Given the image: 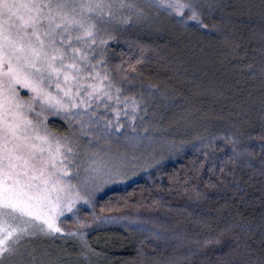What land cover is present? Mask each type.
I'll list each match as a JSON object with an SVG mask.
<instances>
[{"label":"trees","instance_id":"trees-1","mask_svg":"<svg viewBox=\"0 0 264 264\" xmlns=\"http://www.w3.org/2000/svg\"><path fill=\"white\" fill-rule=\"evenodd\" d=\"M177 1L183 15L157 13L151 27L115 43L111 62L148 82H173L203 105L210 95L211 115L235 138L99 198L97 215L143 211L155 226L97 228L87 247L97 264H264V0ZM196 79L206 87L192 95L183 83Z\"/></svg>","mask_w":264,"mask_h":264},{"label":"rangeland","instance_id":"rangeland-1","mask_svg":"<svg viewBox=\"0 0 264 264\" xmlns=\"http://www.w3.org/2000/svg\"><path fill=\"white\" fill-rule=\"evenodd\" d=\"M106 2L133 6L113 7L111 14L105 9L102 18L93 19L97 42L81 45V51L95 66L92 79L87 83L96 84L108 95L94 94L96 98H93L80 89V99L87 103L81 102L71 111L45 104L39 118L43 120L41 134L48 140L44 147L56 156L59 172L68 173L62 176V183L66 189L77 190L81 199L73 204L71 212L65 211L55 218L61 233L45 234L41 231L40 221L29 225L30 235L20 240L14 255L5 264H97L100 257L88 249L86 242V236L92 230L117 226L146 232L155 226L154 215L143 211L97 215L95 208L99 198L134 182L152 180L164 167L177 162L188 152L209 153L215 143L235 138L226 130L227 120L221 121L217 115H211L214 108L210 95L205 101L207 104L203 105L195 98L184 97L176 86L173 88V82H148L116 70L111 62L113 53L110 51L116 42L131 33L141 34L147 25V28L151 27L157 13L172 18L179 12L166 5L178 4V1L163 0L165 6H161V0ZM122 17H130V21L123 23ZM96 73H100L103 84L96 79ZM105 74L107 79H104ZM183 84L185 89L190 87L192 95L206 87L200 79L185 80ZM47 90L54 98L63 95L57 94L54 85ZM16 92L23 101H30L33 96L23 83L16 85ZM42 103L37 102V111ZM227 115L223 113V117ZM29 119L38 123L34 113L29 114ZM220 125L223 129H218ZM232 125L239 126L237 123ZM69 147L71 153L67 152ZM86 191L91 195H85ZM84 212H90L92 216L84 217ZM70 232L77 235H69Z\"/></svg>","mask_w":264,"mask_h":264},{"label":"snow or ice","instance_id":"snow-or-ice-1","mask_svg":"<svg viewBox=\"0 0 264 264\" xmlns=\"http://www.w3.org/2000/svg\"><path fill=\"white\" fill-rule=\"evenodd\" d=\"M161 6H165L163 0ZM166 6L181 15L186 7ZM113 7L133 6L106 0H0V264L14 255L15 246L30 235L28 226L36 221L45 234L61 233L55 218L71 212L81 199L77 190L66 189L62 183V176L68 173L59 172L56 156L44 147L48 140L41 134L43 120L39 118L45 104L71 111L81 102L87 103L80 99V89L93 98L94 94L108 95L96 84L87 83L95 66L81 45L97 42L93 19L102 18L105 9L111 14ZM187 7L191 18L199 22L195 7ZM129 21L130 17L121 18L123 23ZM96 79L103 84L100 73ZM21 83L33 93L30 101L18 96L16 85ZM53 85L58 95L63 94L61 98L47 90ZM108 86H112L110 80ZM38 101L43 102L40 111L36 110ZM31 113L38 123L29 119ZM71 151L69 147L67 152Z\"/></svg>","mask_w":264,"mask_h":264}]
</instances>
